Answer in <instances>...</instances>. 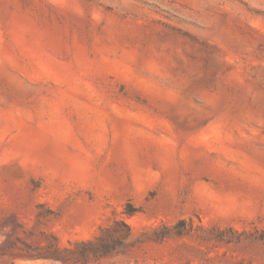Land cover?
<instances>
[{
	"label": "rangeland",
	"instance_id": "rangeland-1",
	"mask_svg": "<svg viewBox=\"0 0 264 264\" xmlns=\"http://www.w3.org/2000/svg\"><path fill=\"white\" fill-rule=\"evenodd\" d=\"M117 220L88 264H264V0H0V264Z\"/></svg>",
	"mask_w": 264,
	"mask_h": 264
},
{
	"label": "trees",
	"instance_id": "trees-1",
	"mask_svg": "<svg viewBox=\"0 0 264 264\" xmlns=\"http://www.w3.org/2000/svg\"><path fill=\"white\" fill-rule=\"evenodd\" d=\"M139 211L132 203L127 204L125 209V213L128 216H133ZM194 227V219H180L174 225H162L156 229L155 240L166 241L184 238L191 235ZM245 233H238L233 228H213L211 240L225 244L239 243L241 242V236ZM260 239H264L263 232L260 235ZM136 244L137 240L134 238L132 227L123 220H117L112 225L102 228L100 235L94 240L77 242L74 244L75 249H68V252L72 254V262L74 264H88L92 260L97 261L114 254L124 255ZM53 259L59 262H66L59 248H55Z\"/></svg>",
	"mask_w": 264,
	"mask_h": 264
}]
</instances>
